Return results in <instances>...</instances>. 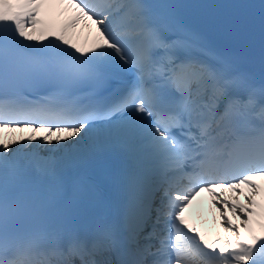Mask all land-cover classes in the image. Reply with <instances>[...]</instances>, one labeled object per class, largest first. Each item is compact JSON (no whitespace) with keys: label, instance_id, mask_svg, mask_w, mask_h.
I'll list each match as a JSON object with an SVG mask.
<instances>
[{"label":"snow or ice","instance_id":"6c2138e0","mask_svg":"<svg viewBox=\"0 0 264 264\" xmlns=\"http://www.w3.org/2000/svg\"><path fill=\"white\" fill-rule=\"evenodd\" d=\"M54 4L65 0H0V264H264V235L248 227L264 178V57L259 77L243 70L174 4L66 0L73 16L53 24ZM248 6L264 34V0ZM109 161L114 212L92 175L111 179ZM201 192L235 242L187 223Z\"/></svg>","mask_w":264,"mask_h":264},{"label":"bare ground","instance_id":"6f19581e","mask_svg":"<svg viewBox=\"0 0 264 264\" xmlns=\"http://www.w3.org/2000/svg\"><path fill=\"white\" fill-rule=\"evenodd\" d=\"M6 135H12L11 133H6ZM16 135V134H15Z\"/></svg>","mask_w":264,"mask_h":264}]
</instances>
